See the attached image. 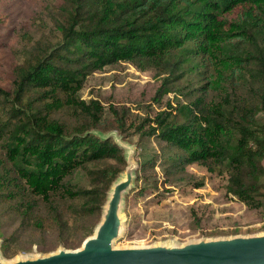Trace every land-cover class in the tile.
Returning <instances> with one entry per match:
<instances>
[{
  "label": "trees",
  "instance_id": "trees-1",
  "mask_svg": "<svg viewBox=\"0 0 264 264\" xmlns=\"http://www.w3.org/2000/svg\"><path fill=\"white\" fill-rule=\"evenodd\" d=\"M44 13L56 37L25 42L10 88L0 84V204L16 217L12 233L0 230L4 256L17 253L8 246L16 235L45 253L93 231L126 162L101 134L110 128L104 105L79 90L122 61L153 69L156 96L173 91L177 101L129 123L111 111L121 129L163 143L136 178L157 159L171 174L197 163L264 209V0H57Z\"/></svg>",
  "mask_w": 264,
  "mask_h": 264
},
{
  "label": "rangeland",
  "instance_id": "rangeland-1",
  "mask_svg": "<svg viewBox=\"0 0 264 264\" xmlns=\"http://www.w3.org/2000/svg\"><path fill=\"white\" fill-rule=\"evenodd\" d=\"M56 2L0 0V13L8 14L6 21L0 24V84L6 88H10L14 67L22 59V45L42 35L51 39L56 37L52 23L45 20L44 13L48 4ZM180 81L184 82L183 76ZM159 84L160 76L153 69L139 70L122 61L93 71L79 90L81 98L92 97L101 101L110 127L101 134L117 142L125 155L132 149L131 160L136 164L132 184L123 192L120 209L122 232L114 240V245L182 243L201 237L264 231V209H250L229 193L225 173L208 172L197 163H186L181 171L176 167L175 174L165 173L157 159L154 169L146 171L144 178H136L141 160L153 152H161L163 143L155 136L141 139L132 129H121L120 124L112 122L114 113L111 111L118 108L115 117L129 123L144 116L153 118L158 110L167 108L168 103L177 105L173 91L156 96ZM121 113L123 117L119 116ZM199 180L203 181L201 185H197ZM15 228V215L7 206L0 204V230L10 234ZM235 228L240 231L230 233ZM24 245V238L16 235L8 246L17 253L6 257L0 251L1 258L11 260L48 253L38 252L36 244L27 249Z\"/></svg>",
  "mask_w": 264,
  "mask_h": 264
},
{
  "label": "water",
  "instance_id": "water-1",
  "mask_svg": "<svg viewBox=\"0 0 264 264\" xmlns=\"http://www.w3.org/2000/svg\"><path fill=\"white\" fill-rule=\"evenodd\" d=\"M131 150L124 154V171L112 182L98 222L79 246L60 245L46 254L11 260L0 256V264H264V231L182 243L115 246L113 242L122 232L123 192L131 186L136 168Z\"/></svg>",
  "mask_w": 264,
  "mask_h": 264
}]
</instances>
